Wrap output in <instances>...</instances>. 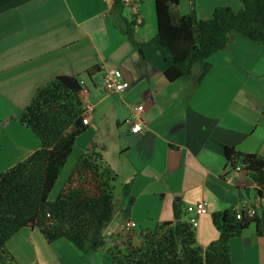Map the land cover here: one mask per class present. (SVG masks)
Here are the masks:
<instances>
[{
    "label": "crops",
    "instance_id": "crops-1",
    "mask_svg": "<svg viewBox=\"0 0 264 264\" xmlns=\"http://www.w3.org/2000/svg\"><path fill=\"white\" fill-rule=\"evenodd\" d=\"M114 3H105L104 11H86L90 0H0V41L24 29L22 58L12 59L11 53L0 60V75L9 84L10 78L24 80V107L55 76H81L85 86L83 103L89 123L84 139L48 199L56 198L80 154L94 144L102 147L104 161L120 180L115 215L104 230L105 249L138 247L141 231L173 220L174 201L186 208L189 222L196 220V241L204 249L218 237L211 214L226 209L237 212L244 206L254 211L256 221L231 239V262L264 264V187L258 188L238 167L227 174L224 157L225 148L264 157V46L232 35L229 48L209 58V72L191 93L182 80L166 81L162 55L148 44L156 34L153 0L140 1L136 47L122 35L124 23ZM217 7L234 12L242 8L239 0H178L177 10L197 23L209 20ZM15 12L22 25L13 22ZM57 12L67 16L66 23H43ZM134 51L139 58H134ZM92 67L99 69L100 81L96 75L84 76ZM112 69L129 83L116 96L105 95L102 89L104 74ZM136 105L143 106L141 132H132L124 124ZM33 145L34 150L39 148ZM27 154L24 150L14 162ZM125 184L130 189L123 198ZM200 204L205 206L204 214L188 211ZM125 221H133L136 228L125 229ZM5 249L13 264H85L93 259L91 252L80 257L66 240L48 244L37 229H21Z\"/></svg>",
    "mask_w": 264,
    "mask_h": 264
},
{
    "label": "trees",
    "instance_id": "trees-1",
    "mask_svg": "<svg viewBox=\"0 0 264 264\" xmlns=\"http://www.w3.org/2000/svg\"><path fill=\"white\" fill-rule=\"evenodd\" d=\"M153 2L156 34L148 44L162 55L166 81L182 80L191 93L209 72V58L229 48L233 33L264 46V0H239L238 12L217 7L209 20L197 23L179 14L178 0ZM113 9L124 23L122 35L136 47L135 21L123 17L121 2ZM98 72L92 67L86 75L91 79ZM84 97L82 79L55 76L12 119L31 131L39 148L0 173V264H13L5 245L21 229H37L48 244L66 240L80 255L105 247L104 230L115 215L117 175L104 161L102 148H86L56 198L48 199L76 139L86 131ZM224 157L227 174L238 167L264 187V157L233 148H225ZM129 189L130 184L122 186L123 198ZM172 212V221L141 231L138 247L109 248L110 264H232L231 239L256 221L244 213L236 219L234 209L212 213L218 237L203 249L181 202H173Z\"/></svg>",
    "mask_w": 264,
    "mask_h": 264
},
{
    "label": "rangeland",
    "instance_id": "rangeland-1",
    "mask_svg": "<svg viewBox=\"0 0 264 264\" xmlns=\"http://www.w3.org/2000/svg\"><path fill=\"white\" fill-rule=\"evenodd\" d=\"M90 2L91 4H86V8H85L86 11H96V8L98 9L100 8L99 10L104 11L105 3L103 0H90ZM69 6L74 12H76L77 15H79V13L75 9H73V7L70 5V3H69ZM79 11L81 15H84V11H82L81 9H79ZM123 14L126 17H128L129 11L126 9L123 12ZM12 15L14 16L13 22L15 23V25H22L24 23L23 21H21V18L17 12L12 13ZM66 17L67 16L63 15L62 12H57V15L55 18L45 17L43 19V23L47 26L51 24L63 25L64 23L67 22ZM234 34H237V33H233L232 35ZM137 38H138V35H137ZM119 39L120 38H118L117 41ZM138 40L140 39L138 38ZM23 48H24V29L14 31L12 36L7 38L6 40L0 41V60L4 59L2 57H5L11 53L13 57L12 59L22 58V55H21L22 53H20V51ZM223 51H226V50H223ZM133 53L135 56L134 58L140 57L138 51H134ZM15 65H16V68L20 67V64L18 62H16ZM84 76H87L86 73L84 74ZM77 77L81 78V76H77ZM96 77H98L99 78L98 81H100L101 73L99 72L96 73ZM9 80L11 81L10 84L8 82V79L5 77L3 73L0 75V173L7 170L9 167L15 165V163H18V162H14L15 161L14 159L15 157H18L20 155L23 156L24 150L27 151L28 154H31L33 151H35L34 149L36 145L34 146L33 142L37 144V147L39 146L38 140L34 137V135L31 133L29 129L25 128L24 126L19 125L18 122L12 120V119H15L18 113L24 108V100H25L24 80L17 81V82L14 81L13 78H10ZM93 80H95V78ZM83 135L84 133H82L79 136L80 138H78V140L74 143V147L65 163V166H68V164H70V161H72L73 159H76L79 153V149L77 146H81L80 142L84 139ZM22 159L18 161H21ZM6 165H9V166L5 170H3V168ZM62 170L64 171V168ZM116 183L119 185L120 180L118 181L116 180ZM116 187H115V193H114L115 200H116V194L118 193V192L116 193ZM105 248L106 246L103 249L99 250L98 252L92 251L91 252L92 254H90V257L93 258L92 262L90 263L89 261H86L85 264H109L110 262L109 260L110 256L108 255L109 248L107 249ZM74 251L76 253L78 252L75 248H74ZM81 256H84V255H80V257Z\"/></svg>",
    "mask_w": 264,
    "mask_h": 264
},
{
    "label": "built area",
    "instance_id": "built-area-1",
    "mask_svg": "<svg viewBox=\"0 0 264 264\" xmlns=\"http://www.w3.org/2000/svg\"><path fill=\"white\" fill-rule=\"evenodd\" d=\"M105 1L111 2L112 0H105ZM123 1H125L129 5H131V3H132L130 0H123ZM132 12L136 13V5L135 4H132ZM138 22H139V20H137V23ZM102 86H103L105 92H107L110 95V94H116V93H121V92L125 91L129 87V83L126 82L122 78V75H121L119 70L112 69V70H108L105 72L104 77H103ZM141 111H142V107L137 106L136 108H134L131 118L126 120V124L130 127V129L133 132H138L141 130L140 124L138 123V116H139ZM86 122H87L86 120H83V123H86ZM188 211L193 212L194 214L199 216V215H202L205 213V206L203 204H200V205H197L195 207H189ZM243 211H246L248 216H251L253 214V211L246 210L245 208H243ZM236 218L237 219L240 218V213H237ZM190 222L192 223L193 226H197L196 220L191 219ZM126 227L132 228V227H134V224L127 223Z\"/></svg>",
    "mask_w": 264,
    "mask_h": 264
},
{
    "label": "bare ground",
    "instance_id": "bare-ground-1",
    "mask_svg": "<svg viewBox=\"0 0 264 264\" xmlns=\"http://www.w3.org/2000/svg\"><path fill=\"white\" fill-rule=\"evenodd\" d=\"M104 1V3H106V4H113L114 2H116V1H119V2H121L122 4H123V6L129 11V15H130V17H131V19L132 20H134L135 21V26L138 28L139 26H140V24H141V17H140V13H139V4H140V1L141 0H130L132 3H131V5H129V4H127L125 1H123V0H112L111 2H106L105 0H103ZM132 4H135L136 5V13H133L132 12ZM137 20H139V22L137 23ZM102 89H103V92H104V94L105 95H109L107 92H105V90H104V88L102 87ZM124 92V91H123ZM122 93V92H121ZM121 93H116V94H110L109 96H116V95H120ZM137 106H141L142 107V111L140 112V114H139V116H138V123L140 124V127H141V130L140 131H138V132H141L142 131V125H141V120H140V115H141V113L143 112V106L142 105H136V106H133V108L131 109V113H130V115L124 120V124H125V126H127L128 127V129L130 130V131H132L131 129H130V127L126 124V120H128L129 118H131V116H132V112H133V110H134V108H136ZM83 120H86L87 122L86 123H83ZM82 123H83V125H87L88 123H89V121H88V119L86 118V117H84L83 119H82ZM133 132V131H132ZM243 208H245L244 206L242 207V209L240 210V211H237L235 214L237 215V213H240V218H241V216H242V213H244L245 214V216L246 217H248V218H251V217H253V215H254V211L252 210V209H250V208H245L246 210H251V211H253V214L251 215V216H248V214H247V212L246 211H243ZM196 215V214H195ZM196 216H198V215H196ZM239 218V219H240ZM237 219V218H236ZM127 223H132V224H134V227H132V228H127L126 227V224ZM191 223V222H190ZM191 225H192V223H191ZM124 227H125V229H128V230H130V229H134V228H136V223H134L133 221H125L124 222ZM192 227L193 228H195L196 226H193L192 225Z\"/></svg>",
    "mask_w": 264,
    "mask_h": 264
}]
</instances>
